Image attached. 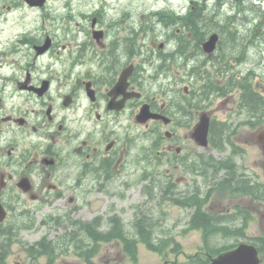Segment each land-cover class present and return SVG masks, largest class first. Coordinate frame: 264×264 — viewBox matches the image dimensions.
I'll return each mask as SVG.
<instances>
[{
    "label": "flooded vegetation",
    "instance_id": "flooded-vegetation-1",
    "mask_svg": "<svg viewBox=\"0 0 264 264\" xmlns=\"http://www.w3.org/2000/svg\"><path fill=\"white\" fill-rule=\"evenodd\" d=\"M139 1L0 0V233L31 230L35 217L52 205L57 214L36 229L69 224L70 232L60 241L71 238L74 248L86 252L80 263L95 264L99 254L95 257L94 248L104 243L140 246L144 229L155 237L154 224L143 223L142 206H119L135 197L127 191L145 179L140 174L143 164L158 170L165 163L191 176L186 193L176 194L183 181L174 182L167 170L170 181L165 191L172 197L204 193L206 161L197 153L201 147L195 145L197 152H190L192 125L201 111L190 104L195 93L191 83L180 88L189 74L185 72L181 80L173 78L170 89L156 86L161 95H153L150 85L162 76L168 78L174 68L175 59L168 69L157 65L165 53L183 58L177 54L180 50L169 49L173 38L183 36L186 24L201 9L206 12L207 6L187 0L176 11L173 2L162 0L165 8L146 6L142 11ZM30 14L36 16L30 18ZM145 25H150L151 33ZM158 26L169 35L156 48L153 37L167 35L156 31ZM150 35L155 46L147 48L143 40ZM189 56L194 60L190 52ZM214 56H208L209 62ZM186 65L184 60L177 66L183 70ZM226 96L225 105L233 98ZM143 107L171 118V123L163 119L140 123ZM143 127L153 137L148 146H143ZM236 156V162L243 157ZM192 173L201 181L191 182ZM243 178L250 196L264 194V184ZM149 196L152 199L145 200L154 201L155 196ZM96 201H102L98 214ZM235 207L237 211L241 205ZM147 211L153 219V208ZM188 227L175 224L163 229L185 231ZM155 238L158 246L173 245ZM178 245L181 249L174 256L157 253L158 264H205L204 252H198L196 261ZM58 259L54 263L48 259V264H57ZM131 264H142L141 258Z\"/></svg>",
    "mask_w": 264,
    "mask_h": 264
},
{
    "label": "rangeland",
    "instance_id": "rangeland-1",
    "mask_svg": "<svg viewBox=\"0 0 264 264\" xmlns=\"http://www.w3.org/2000/svg\"><path fill=\"white\" fill-rule=\"evenodd\" d=\"M143 2V4L141 3ZM138 5H140V9L144 11L146 6H157L159 8H165V4H162V0H141ZM173 2V6H182L188 4L187 0H170ZM199 1V0H197ZM209 11H207L204 15V19H208L210 16L217 15V19H214L217 24V30L221 34L222 39V50L220 51L219 59L221 58L222 52L225 50L229 53L228 56L225 57L226 64L225 66L221 62H216L214 65H208L205 69L209 70V74L211 71L212 80H214L219 86H226L230 78H234L235 80H242L244 76L247 75V78H250V82L256 86V88L264 94V23L258 26L263 19L261 16L264 13V0H208ZM166 4L168 2L166 1ZM177 11V10H176ZM36 14H30L29 17L33 18ZM210 21V20H209ZM33 22V21H32ZM31 22V24H33ZM227 22H231L228 28V31H232L235 33L237 42H233L230 39V35H224L223 27L226 26ZM209 27H212L214 22H211ZM209 23V24H210ZM208 24V25H209ZM150 25H145V28L152 32L149 27ZM152 27L156 26L151 24ZM205 26V24L203 25ZM156 27V31L160 30L159 38H154L153 41L156 43V48L159 45L166 41V38L169 35L168 30H164L161 26ZM262 29V32H259V28ZM175 31V28L173 29ZM227 31V32H228ZM256 35V36H254ZM144 44L148 47H154L155 44L151 41V35L146 40H143ZM243 51L244 54L241 56L240 52ZM241 57V58H239ZM179 65L181 62H184L185 59H179ZM203 60V56L199 55L194 58V60L190 61V66L187 70H182L178 68L177 65L169 72L168 78L162 76L158 79L157 84L154 85L152 82L150 87L152 86L151 91H153V95L159 94L158 87L163 86L168 87L169 89L172 87L173 78L177 80L182 75L187 74V71L192 70V64L198 65ZM158 65V63H157ZM230 67V71L228 73H221L219 70L222 68ZM169 78L171 81H169ZM191 82H195V79L189 77L185 84H180L181 91L183 87ZM183 83V82H182ZM236 89V88H235ZM166 90V89H165ZM172 93H169L171 96ZM240 92L236 89V92H232L228 95L231 98L228 103L222 104L228 98H213L211 101V105L208 106L207 112H212L213 120H216L218 123L226 124L227 126H231L232 132L222 134L221 141L216 142L217 147H213L212 145L208 149H200L197 152V147L191 141L190 144V152H197L202 159H204L205 165L208 161H210V157L214 160H227L231 155V147L228 144V140L234 141L237 146H239L244 153L243 157L237 162V170L244 177L251 178V183L264 184V154L262 151V146L258 140V136L264 133V124H260L259 126H253L249 123L250 118L247 114H240L237 112L236 101H239ZM163 96V95H162ZM216 97V96H215ZM167 99V98H166ZM195 122L192 125L194 126ZM185 129H183V132ZM143 132V146H148L151 144L153 137L149 135L150 133L146 132V129L142 128ZM229 135V136H228ZM222 148V151H221ZM156 156V153H155ZM154 156V157H155ZM151 157V156H150ZM152 158V157H151ZM209 172V175L204 177L206 180H209L208 183L222 181L223 178L227 177V172L221 173L215 179L214 170L209 167H205ZM147 169V170H146ZM171 171V174L174 176L173 181L177 180L183 181L180 186V193H186V191L190 188L188 187V183L186 182L187 178L190 177L182 168L172 167L165 163L161 165L158 170L151 169L148 164H143L141 173L142 176L145 173H149L151 178L144 179L135 189H131L127 191L128 194H135V197L132 198L129 203L124 202V206L120 204L121 207H130V204H139L141 210L147 214L149 208H153V219H148L147 222L153 223V235L157 234L160 237H169L171 235H178L176 240L184 247V251L188 253V255H193L199 249V247H203V238L201 233L192 232V233H182L180 235V230L172 229L171 231H166L164 229H169L175 224L184 225L185 222L189 220L188 212L181 207L173 205L170 201H162V197L164 195V190L167 189V184L170 181L167 176V170ZM151 171V172H149ZM193 179L191 182L201 181L197 175L193 174ZM155 178V179H154ZM184 178V179H183ZM202 178V180L204 179ZM202 184V190L207 193L210 186L209 184ZM153 193L155 196L154 201L145 200L149 197L152 199L149 194ZM236 205H241L242 208L250 207L252 212L254 221L251 223V226L247 232L248 238L255 237L264 232V202L263 201H253L252 199L245 198L242 199L240 196L233 197L232 193L226 189L223 191L213 192L211 197L209 198V203L207 204V210H211V212H217L222 214H235L234 207ZM102 208V201H96L94 211L95 214L100 212ZM58 210L51 205L49 209L43 210V213L39 216L35 217L36 223L35 228L31 230H24L20 236V242L13 245L11 252L9 251L5 264H48V256H33L30 251V244H35L42 240L44 236H47L48 240H56L57 237L63 236L67 231L70 232V225L65 223L61 228H53L52 224H47L42 227H38L41 222L48 218V216H55ZM45 214V215H43ZM142 215H139L141 217ZM136 219V218H135ZM143 219V216H142ZM151 224V225H153ZM242 224L241 219H236L232 226H238ZM164 228V229H163ZM133 231V232H132ZM132 235L134 236V229H131ZM156 237V235H155ZM249 239H240L239 242L248 241ZM238 242L235 237L225 238L221 235L214 237L211 240V245L216 249L221 248L223 246L231 245ZM11 246V245H10ZM9 250V248H8ZM67 250V249H65ZM98 252V253H97ZM75 250L73 248H69L65 254L62 255L57 260V264H81L82 260H80L79 256H75ZM97 253V258L95 259V264H107L106 261H109V264H115L117 261L120 264H131L129 257L123 251L122 244L119 242H113L111 244H102L100 248L95 250ZM95 256V257H96ZM40 257V258H39ZM100 257L102 260H99ZM139 257H141L142 264H158L159 258L158 255L151 253L145 246L141 247V252L139 253ZM160 264L162 262L160 261Z\"/></svg>",
    "mask_w": 264,
    "mask_h": 264
},
{
    "label": "trees",
    "instance_id": "trees-1",
    "mask_svg": "<svg viewBox=\"0 0 264 264\" xmlns=\"http://www.w3.org/2000/svg\"><path fill=\"white\" fill-rule=\"evenodd\" d=\"M202 12L203 11L201 9V12L199 11V13H196L195 14L196 17L194 19H192L188 24H186V32H190L193 35V38L189 42L190 48L194 47V45L197 48L200 47L201 43L204 40H206L207 36L217 29L215 27V23L212 24V27H209L211 25L210 21L212 22V18H211L212 16H210L206 20L203 18L204 13H202ZM261 16L263 17V19L261 20V23H262V22H264V13H262ZM230 23L231 22H227L226 26L223 27V29H224L223 31L226 32L224 35H227V34H228V36L230 35L231 41L237 42V38H236L235 33H233L232 31H228ZM204 24H205V26H203ZM260 25H258V26L260 27ZM259 32L261 33L262 29H260ZM181 44H185L182 37H181ZM187 47L189 48V45H187ZM240 53H241L240 54L241 56L244 54L243 51H241ZM228 55H229V53H227L225 50L221 54L220 61L224 66L226 64L225 57ZM239 58H241V57H239ZM165 60H167V57H165ZM195 69H197V68H193L192 74L197 72V71H195ZM223 69H224V71L222 73L227 72L226 67ZM228 69H230V67H228ZM200 73H201V71L199 70L198 74H200ZM205 74H206V78H205L206 80H205V86H204L203 94L206 95V97L208 95L214 93V92L225 94L226 92H228V91H230L236 87L237 89H240V91H242L241 106L243 108H246L250 112V114L254 115L253 117H257L258 120H261L262 118H264V94L261 93L256 88V86L253 85L249 81V78H243L242 80L241 79L235 80L234 78H230L228 81V84L226 86H219V85H217V83L214 82V80L211 79L210 74L207 71H205ZM211 131H212V142H213V145H215L213 137H215L216 131H218V135H222L223 133H225V131H223V128L221 130H218L217 126L215 124H213ZM210 162H211L212 166H214L218 171L223 169V168H226L231 173H233V175L230 178L224 179L221 182V185L218 186V188L219 187L228 188L232 194L236 193L238 191V189H239V191L248 192L246 187H244L246 185V183H245V185L243 184V182H245V181H242V180L238 181L239 188L237 185H234L235 184L234 181L236 180V174H235V165H234L232 160L227 161V162L226 161L217 162V161H214L213 159H211ZM255 187H257V186H255ZM259 187H261V186H259ZM257 191L258 190H255L256 193H257ZM211 192H213V190H210L205 197H203V196L200 197L198 194H196L195 197L184 198L183 201H181L179 199H175L174 203H178L180 205H189L190 207H196L197 208V210L194 212V214L191 217V220H190L191 227L190 228L202 230L206 240H208V238L212 235L213 236L223 235L224 237H228V236L233 235V236L237 237L238 241H239V238H241V237L245 238L247 236L246 232H245L246 227L235 228L233 230L229 226L224 225L225 223H228V222L230 224H234L235 221H230V218H232L234 216H232V215L231 216H224V215L213 216L204 210L203 204H205L209 201V198L211 197ZM256 195L264 197V196H262L264 194H261V193H258ZM167 196H168V193L166 191H164V195H163L164 200H162V201H166ZM147 218L148 217L146 216L145 219L143 220V223L145 222V220H147ZM149 233H150L149 231L144 229V231L141 232L142 240L144 239V241H147V243L149 244V248L151 250L161 251L160 247L157 248V247H154L150 244V241L148 238ZM6 236H7V234L0 233V264H5V259H6L7 255L9 254L8 248L10 247V245L12 243V238H6ZM14 236H17V235L14 234ZM69 240H70L69 243H71V238ZM252 240L255 242V244L258 243L257 245H259L258 248H259L260 252H264V236L259 237V238H252ZM37 245H38L37 250L35 249L34 245H31V247H30L31 254L33 256H42L43 254H48L50 261L51 262L55 261V258L58 256V254H57L58 247H55L52 242L46 243V240L39 242ZM237 245H238V243L231 244L228 246H224L220 249H214L208 245L207 248H208L209 254L207 255V258H206V260H207L206 264H208L210 262V257L212 255L215 256L219 253L231 250V249L235 248ZM136 248H137L136 245L135 246H127L125 248V251L129 254L130 257H132L133 259H136L138 257V249H136ZM96 249H98V248H95V250ZM81 251H82L81 254H83V255L86 254L85 250H81Z\"/></svg>",
    "mask_w": 264,
    "mask_h": 264
},
{
    "label": "water",
    "instance_id": "water-1",
    "mask_svg": "<svg viewBox=\"0 0 264 264\" xmlns=\"http://www.w3.org/2000/svg\"><path fill=\"white\" fill-rule=\"evenodd\" d=\"M218 41L219 35H212L210 39L203 45L205 51L208 54L213 53V51L217 47ZM150 118H162L167 123L170 122V120L161 115L151 114L149 108L144 107L138 117V121L143 123ZM209 129L210 118L207 115H203L200 119L199 124L196 126L193 134V138L199 146L208 147ZM258 253V249L254 245L243 243L240 244L236 249L220 255L218 258L213 259L210 264H260Z\"/></svg>",
    "mask_w": 264,
    "mask_h": 264
},
{
    "label": "bare ground",
    "instance_id": "bare-ground-1",
    "mask_svg": "<svg viewBox=\"0 0 264 264\" xmlns=\"http://www.w3.org/2000/svg\"><path fill=\"white\" fill-rule=\"evenodd\" d=\"M261 253L260 252L258 253V258H259L260 264H264V259H262Z\"/></svg>",
    "mask_w": 264,
    "mask_h": 264
}]
</instances>
